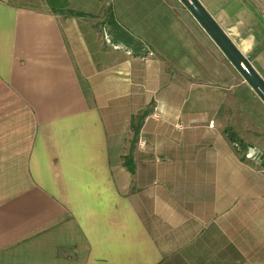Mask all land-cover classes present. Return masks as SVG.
I'll list each match as a JSON object with an SVG mask.
<instances>
[{"label": "crops", "instance_id": "0c3cea01", "mask_svg": "<svg viewBox=\"0 0 264 264\" xmlns=\"http://www.w3.org/2000/svg\"><path fill=\"white\" fill-rule=\"evenodd\" d=\"M199 1L264 78V0ZM255 93L181 0H0V264H264Z\"/></svg>", "mask_w": 264, "mask_h": 264}, {"label": "water", "instance_id": "95a60500", "mask_svg": "<svg viewBox=\"0 0 264 264\" xmlns=\"http://www.w3.org/2000/svg\"><path fill=\"white\" fill-rule=\"evenodd\" d=\"M264 101V78L199 0H181Z\"/></svg>", "mask_w": 264, "mask_h": 264}, {"label": "rangeland", "instance_id": "374dc122", "mask_svg": "<svg viewBox=\"0 0 264 264\" xmlns=\"http://www.w3.org/2000/svg\"><path fill=\"white\" fill-rule=\"evenodd\" d=\"M21 0H19L20 2ZM49 3H52L53 5H58L60 3H64V0H47ZM73 10V9H70ZM59 11H63V12H67L66 9H62L59 8ZM109 15L107 14L105 17L103 18H109ZM98 29L102 32V34L104 35V43L110 44L112 43V41L114 40V42H119L121 45H123L120 49L121 52H123V50H127L130 49V46L133 45L134 47H136V45H140L139 41H136V39H132L129 35V29L127 28V26L124 25H117V24H100L98 25ZM255 92V91H254ZM256 97L251 98L250 99V110L251 111H255V113L257 114V116H259V122L260 124H262V126L264 127V101L261 99V97L257 94ZM253 111V112H254ZM241 144L238 143V146H240ZM242 149L246 148V145H241ZM245 156L249 157V158H254L256 161L258 162H264V152L253 147L250 146L247 148V152L245 153Z\"/></svg>", "mask_w": 264, "mask_h": 264}, {"label": "built area", "instance_id": "2783aa9c", "mask_svg": "<svg viewBox=\"0 0 264 264\" xmlns=\"http://www.w3.org/2000/svg\"><path fill=\"white\" fill-rule=\"evenodd\" d=\"M151 116H152V117H155V118H159L160 113H159L157 107H156L155 110L152 112ZM145 144H146V141L142 139V140L140 141V145H141V146H144ZM237 146H238V145H237Z\"/></svg>", "mask_w": 264, "mask_h": 264}, {"label": "trees", "instance_id": "16d2710c", "mask_svg": "<svg viewBox=\"0 0 264 264\" xmlns=\"http://www.w3.org/2000/svg\"><path fill=\"white\" fill-rule=\"evenodd\" d=\"M69 12H70V13H73V11H71V10H69ZM129 36L131 37V35H129ZM231 139H232L235 143H237V145H238V143H240V144L243 143L241 140H238V138H236L235 136H232ZM238 141H239V142H238ZM126 162H129V159H128V158L126 159Z\"/></svg>", "mask_w": 264, "mask_h": 264}]
</instances>
